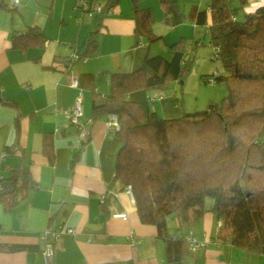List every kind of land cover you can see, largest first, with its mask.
<instances>
[{"label": "crops", "instance_id": "1", "mask_svg": "<svg viewBox=\"0 0 264 264\" xmlns=\"http://www.w3.org/2000/svg\"><path fill=\"white\" fill-rule=\"evenodd\" d=\"M17 1L16 6H10L13 11H0V90L4 98L16 103V107L0 105V175L7 176L8 167L21 161L20 154L4 156L2 151L13 143V123L19 117L24 164L30 169L35 188L9 213L0 204V264H264V256L214 239L218 221L210 211L212 203L202 223L191 230L204 245L181 262H166L165 243L157 236L156 227L140 222L133 196L114 176L120 146L115 129L107 127L106 116L93 119L90 92L71 85L80 73H91L96 90L105 95L110 91L112 73L141 67L147 55L169 58V45L181 39L187 45L195 44L198 38L203 43L207 36L204 29L188 22L178 11L170 12V23L165 22L159 0H142L139 7L151 11L153 32L162 38L135 46L130 0H118L103 15L90 17L79 9V0ZM93 1L106 7L107 0ZM176 1L187 12L193 5L208 8L211 0H188L192 2L189 7ZM230 1L238 19L240 13L243 18L264 6V0ZM29 27L44 36L43 45L13 46V36ZM92 33L97 50L85 56V41ZM172 87L170 93L133 91L129 99L160 117H178L184 108L176 85ZM157 93L161 98L151 100L150 95ZM79 96L82 121H91L85 142L64 115ZM45 134L53 138V165L42 154ZM118 214L127 217H116ZM168 217V233L184 235L188 229L179 230L178 218ZM47 228H70L74 233L54 241L52 236H43ZM48 242L54 252L45 257Z\"/></svg>", "mask_w": 264, "mask_h": 264}, {"label": "trees", "instance_id": "2", "mask_svg": "<svg viewBox=\"0 0 264 264\" xmlns=\"http://www.w3.org/2000/svg\"><path fill=\"white\" fill-rule=\"evenodd\" d=\"M117 1L107 0L106 9L111 10ZM130 1L134 45L160 40L152 29L151 11L139 7L142 0ZM159 2L165 22H169L170 12L178 11L204 29L208 45L226 71L213 78L226 83V95L219 103L210 101L203 110L174 118L160 117L129 99L133 91L164 92L171 82L182 83L191 70L194 50L202 45L199 38L189 46L184 39L170 44L169 58L147 55L141 67L112 73L110 91L105 95L96 90L93 74L80 73L78 86L90 92L92 118L114 113L119 121L114 176L130 187L140 222L156 227L157 236L165 243L166 262H181L194 254L186 236L195 237L191 230L202 223L207 198L212 201L210 211L220 222L214 239L264 256V6L238 19L230 0H211L205 9L193 5L187 12L176 0ZM2 10L13 11L8 0H0ZM44 39L37 29L29 27L14 35L12 42L23 49L30 44L42 46ZM84 46L83 55L95 54L94 33ZM0 105L16 107L1 90ZM19 120L16 117L13 123V143L2 150L4 156L20 154L21 159L8 167L7 176L0 175V204L6 213L35 188L24 164ZM42 154L54 164L51 134L43 136ZM171 215L178 218L179 230L188 229L184 235L168 233L166 218Z\"/></svg>", "mask_w": 264, "mask_h": 264}, {"label": "rangeland", "instance_id": "3", "mask_svg": "<svg viewBox=\"0 0 264 264\" xmlns=\"http://www.w3.org/2000/svg\"><path fill=\"white\" fill-rule=\"evenodd\" d=\"M180 3H184L188 7L192 4L188 0H180ZM155 12L159 13V10L156 9ZM160 12L162 15L161 9ZM86 14L89 16L88 12ZM239 19H242L241 13L239 14ZM187 46H189V43ZM213 55V48L208 45V37L206 36L203 38L202 45L196 47L194 50L191 70L182 83L173 81L170 83L169 89L164 91L165 93H170L173 89L172 86L176 85L184 112L203 110L210 101L219 103L226 95V83L224 81L218 82L213 80L216 74H226L221 63L217 59L212 58ZM211 202V199L207 198L205 202L206 207H209ZM169 219L167 217V220Z\"/></svg>", "mask_w": 264, "mask_h": 264}, {"label": "built area", "instance_id": "4", "mask_svg": "<svg viewBox=\"0 0 264 264\" xmlns=\"http://www.w3.org/2000/svg\"><path fill=\"white\" fill-rule=\"evenodd\" d=\"M80 1V5L81 8L88 12L89 16H92L94 14H101L103 15L104 13H106L107 10L106 7L101 6L100 4H98L97 2H94L92 0H79ZM18 3L17 0H8V4L9 6H16ZM212 58H215V55L212 56ZM73 87H78L77 85V81L73 80L72 84ZM155 98H161V94H156L154 96H151L150 99L154 100ZM83 109H82V98L79 96L76 98L74 105L71 109L67 110L64 112V115L66 116V118L68 119L69 123L71 125H75L77 127V131L79 134V139L81 142H85L87 141V139L89 138V124H90V120L87 122H83L82 121V115H83ZM106 125L108 128H113L115 130L119 129V121L117 118V115L112 113L109 114L107 116V120H106ZM126 192L132 196V192L130 187H126ZM116 217H120L122 219H126L127 215L126 214H118L115 215ZM220 224V222L218 223ZM73 234L74 233V229H66L65 231L63 230H54L52 228H47L46 231L44 232L43 236L45 238H47L48 236H52L53 240H58L60 239V237H62L63 234ZM187 238V242H188V248L189 251L191 253H196L200 247H202L204 245V243L199 242L193 235L188 234L186 236ZM54 252V247L51 244V242H48L45 245V249L43 254L45 255V257H50Z\"/></svg>", "mask_w": 264, "mask_h": 264}, {"label": "bare ground", "instance_id": "5", "mask_svg": "<svg viewBox=\"0 0 264 264\" xmlns=\"http://www.w3.org/2000/svg\"><path fill=\"white\" fill-rule=\"evenodd\" d=\"M215 55V54H214ZM76 59H77V57H75ZM214 59H216V57L214 58ZM76 81H77V79H75ZM210 81H211V79H210ZM77 85H78V81H77ZM79 87V86H78ZM77 87V88H78ZM76 88V87H75ZM157 94H159V93H157Z\"/></svg>", "mask_w": 264, "mask_h": 264}]
</instances>
